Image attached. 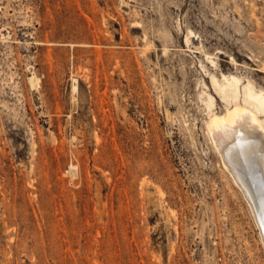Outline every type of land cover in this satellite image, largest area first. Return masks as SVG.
Masks as SVG:
<instances>
[{"label": "rangeland", "instance_id": "rangeland-1", "mask_svg": "<svg viewBox=\"0 0 264 264\" xmlns=\"http://www.w3.org/2000/svg\"><path fill=\"white\" fill-rule=\"evenodd\" d=\"M211 75L264 93V0H0V264H264Z\"/></svg>", "mask_w": 264, "mask_h": 264}, {"label": "bare ground", "instance_id": "bare-ground-1", "mask_svg": "<svg viewBox=\"0 0 264 264\" xmlns=\"http://www.w3.org/2000/svg\"><path fill=\"white\" fill-rule=\"evenodd\" d=\"M210 80L225 110L213 112L214 97L205 92L209 112L206 134L246 199L264 241V93L254 90L249 82L240 87L236 76H224L219 81L211 75Z\"/></svg>", "mask_w": 264, "mask_h": 264}]
</instances>
